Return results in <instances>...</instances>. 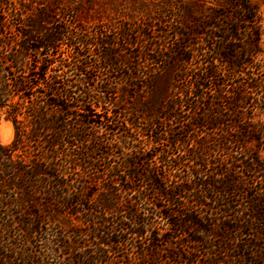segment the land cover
I'll return each mask as SVG.
<instances>
[{
  "label": "trees",
  "instance_id": "1",
  "mask_svg": "<svg viewBox=\"0 0 264 264\" xmlns=\"http://www.w3.org/2000/svg\"><path fill=\"white\" fill-rule=\"evenodd\" d=\"M224 1L217 15L204 0H0V119L15 128L0 264H35L14 210L27 238L45 211L80 213L87 264L123 246L132 264H234L225 251L264 238V73L246 58L259 12Z\"/></svg>",
  "mask_w": 264,
  "mask_h": 264
},
{
  "label": "rangeland",
  "instance_id": "2",
  "mask_svg": "<svg viewBox=\"0 0 264 264\" xmlns=\"http://www.w3.org/2000/svg\"><path fill=\"white\" fill-rule=\"evenodd\" d=\"M156 3H159L161 0H152ZM258 7L259 14V30L261 34L259 49L260 52L258 55H248L246 58L253 62H256L258 66L261 67L264 73V0H251ZM202 9L209 13H214L217 15H223L230 11V7L226 4L224 0H204ZM175 6V5H174ZM177 15V11H174ZM216 20L211 19L210 23L215 22ZM219 24V21H216ZM222 22V21H220ZM242 35L241 40H237L236 45H243L246 37ZM92 57V55H91ZM165 77L162 83L169 81L172 78L174 70L172 68H167L165 71ZM261 120L264 122V112L260 114ZM14 124L11 119L6 118L5 114L1 112L0 119V142L2 144H8L13 140L14 137ZM17 210H14L15 214L13 216V223L16 225L15 234H14V244L18 249L28 248L29 252L35 257V264H87L84 260L85 255H87V248H93L95 245L94 238L88 232H84L82 235H78L72 232V229L79 228L82 231L89 229L86 224V220L81 217L80 213L70 214L67 212H60L55 210L45 211L41 213V221L38 223L39 234L33 235L30 238H27L26 227L22 224H19ZM142 211V209H141ZM11 212V211H10ZM25 212V209L21 208L19 213L22 214ZM258 227V225H256ZM251 234L256 232L252 229H248ZM60 237L64 241L60 240ZM57 238V239H55ZM248 242H257L258 244L264 243V238L254 239V235H247L242 239L237 248H235L236 243L231 249L225 251V255L228 260L233 254L242 255L238 258V261L234 264H264V255L260 253L257 254L255 251H252L246 247ZM51 246L55 248H60L62 251L53 252L51 251ZM124 247V246H123ZM120 248L117 253L109 252L108 258L99 262L98 264H132L138 260L137 257L131 252H127V249ZM64 249V250H63ZM60 254V255H59ZM222 254V253H221ZM230 264L231 261H229ZM228 262V263H229ZM224 264V263H222Z\"/></svg>",
  "mask_w": 264,
  "mask_h": 264
}]
</instances>
